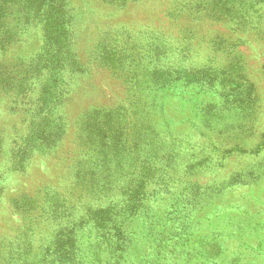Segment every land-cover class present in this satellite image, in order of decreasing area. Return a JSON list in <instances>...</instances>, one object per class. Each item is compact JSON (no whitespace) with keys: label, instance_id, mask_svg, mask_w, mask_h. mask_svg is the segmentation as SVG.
<instances>
[{"label":"rangeland","instance_id":"obj_1","mask_svg":"<svg viewBox=\"0 0 264 264\" xmlns=\"http://www.w3.org/2000/svg\"><path fill=\"white\" fill-rule=\"evenodd\" d=\"M196 1L66 0L69 29L85 63L81 71L64 72L58 100L54 96L44 101L41 81L35 82L37 92L20 102L18 95L0 92V241L5 240L10 255L19 259L16 264H58L59 259L49 262L55 255L47 254V249L61 238L68 240L67 246L72 244L71 251L78 250L83 264H264V36L253 30L234 31V15L216 19L200 13ZM246 1L258 0H217L220 6L239 5L235 15H245ZM39 5L40 0H0V28L9 27L8 32L0 29L7 46L0 51V60H29L41 53ZM174 9L176 19L168 15ZM29 13L31 21L26 20ZM186 30L197 35L194 44L202 34L219 36L222 43L234 38V51L217 53L215 59L237 64L213 80L206 73L200 77L198 68L186 81L172 78L173 65L160 57L154 61L147 43L157 31L174 37ZM130 49L146 57L143 67L149 76H133L134 63L113 64L118 53ZM107 50L109 58L104 57ZM211 53L207 48L202 55ZM238 75L252 83L245 84L249 90L241 82L230 87L229 81ZM136 78L141 80L134 87ZM132 98L147 102L139 114L131 108ZM28 101L34 103L33 110L37 104L43 109L19 110ZM52 106L57 108L51 125H68V134L58 142L37 145L41 152H31L30 146L41 141L35 137L20 160L23 148L13 139L32 125L34 117L42 120ZM95 109L118 120L124 128L122 144L139 138L138 130L146 134L142 150L118 153L120 162L111 165L116 180L110 191L97 173L84 189L71 184L73 165L95 167L90 160L74 163L83 155L79 152L75 158L74 148L79 149L75 131L95 115ZM143 177L151 195L138 210L123 207L118 212L129 198V188ZM98 186L105 192L101 196ZM42 188V193L52 189L59 193L49 196L62 198V210L79 195L101 204L106 212L102 234L91 219H82L83 212L73 216L69 208L66 215L59 212L47 222L46 217H24L15 211L14 197L32 196ZM36 212L42 210L36 207L32 213ZM73 225L69 236L66 231Z\"/></svg>","mask_w":264,"mask_h":264},{"label":"trees","instance_id":"obj_2","mask_svg":"<svg viewBox=\"0 0 264 264\" xmlns=\"http://www.w3.org/2000/svg\"><path fill=\"white\" fill-rule=\"evenodd\" d=\"M40 1L41 5H39L37 11H42V13H37V16H42L41 21L44 34L41 53L29 60L24 57H14L11 60L4 58V60H0V92H9V94L18 95L17 101L19 102L21 101V98H27L28 95L36 93L38 85L35 84V82L40 81L41 83L39 85L42 86L40 88V96L44 98V101L53 99L54 96H56L55 98L58 100V91H62V89L58 87V82L64 79V72L75 71V73L78 74L77 71H81L82 66L85 65V63L82 62V57L79 56L77 52L75 34L69 29L71 18H69V15L64 9L69 3L66 2V0H58L57 2L52 0ZM203 1L204 0H197L195 2L196 4H199L201 8L200 13L212 15L216 19H224L234 15L232 19V22L235 23L234 31L253 30L264 36V0H258L255 2L246 1L245 8H243V12H246L245 15L243 13L235 15L234 11L239 5L233 7L232 4H229L228 7H225L224 5L220 6L217 0ZM30 7L35 8V5L32 4ZM30 14L31 13L28 14L27 21L32 20V14ZM169 14L174 19L179 17L175 9L171 10L168 15ZM0 29L4 32H8L9 27L3 25ZM170 36L166 37V35L157 31V33L152 35V39L149 40L147 44L152 47L150 50L154 53V61H157L160 57L173 65V72L176 73H171L172 78L174 77L173 75H176L186 81L188 73L193 74V69L198 68L200 77L206 73L209 80H213L217 79L218 76L223 75L224 71L232 69V67L237 64L236 61L224 64V62L218 61L221 58L215 59L217 53L223 55L225 53L230 54L234 51V38L232 37H230L228 42L225 43L224 41V43H222L218 41L219 36L214 39L213 34L211 36L202 34L200 38L201 40L198 41L197 44H194L193 40L197 35L192 30H186L183 34H181L180 31L179 35L174 37ZM237 38H239V36H237ZM3 39L4 37L1 36L0 51L4 52L7 49V46H5L6 43L2 41ZM245 40V38H242V41ZM207 48L211 49L212 53L203 56L202 53ZM130 50L129 53L124 55L121 52L118 53V56L120 57H117L115 60L113 59V64L117 66L115 62H124L125 64L134 63L135 68L132 71L133 76H137L141 73L143 76H149L148 69L143 67L146 57L141 55L140 52H135L133 49ZM105 56L108 58L111 56L109 50L104 52V57ZM204 68H207V70H201ZM194 76H196V74ZM140 80V78H136V82H132L131 85L137 87V82ZM229 82L230 87L232 88H236V85L239 82L243 83V86L250 83L249 81H241L240 76ZM245 89L249 90L248 86H245ZM132 103L131 108L134 111L136 110V113L138 114L141 111V107L147 105L146 101L134 100L133 98ZM31 104L34 105V103H31L30 101L26 104L22 103L19 110H21V108L27 109V111L33 110ZM39 107V104L35 105V110H33V112L43 109V106ZM54 108L56 109L57 107L52 106L50 112L44 116L42 120L40 119V121H37V119L39 120V117H34L36 121H32L33 123H31L32 125L30 127L27 125L26 130L20 134L19 138L13 139H18V142L20 143L19 146L23 148L20 155H18L21 158L20 160H22L29 151L32 152L33 150H37L41 152V149L37 148L38 146L46 145L50 142H58L68 134V125L61 123L54 126L51 125V120L56 118L54 116L56 113L53 110ZM94 113L95 115L93 117H91L90 114L89 119L83 121L79 130L80 132L75 131L74 141L75 143H78L79 146V149L74 148V152H76L75 158H77L79 152L83 155L79 154V157L74 163L78 164L82 161L90 160V165L95 167L94 169H86L84 165L77 168L73 165L72 168H74L75 171L72 175L74 176V179L73 177L71 178V184H73L72 187L74 189L79 187L84 189L87 186V182H93V175L97 173L99 174V180H102L103 182L106 180L108 182L106 184L103 183L102 185L110 191L113 189V181L116 180L111 165L114 164V167H116L117 163L120 162L118 153L121 150H142L146 134L143 129L138 130L139 138H134L133 142L131 140V144H122L121 137L124 133V128H120L121 124H117L118 120H116L111 113L104 114L101 109H95ZM35 137L41 141L36 142V146L32 144L30 150L25 152L29 143L33 142L32 140ZM23 142L26 144L22 146L21 143ZM2 147L3 142L0 141V148ZM135 182L136 184L131 186L127 192L129 198L125 206L122 205L118 207V212L121 211L123 207L126 210L130 209V211L134 208H137L138 210L142 201L146 197L148 198V195H151L146 188L148 182L147 178L143 177L142 179H138V181L135 180ZM99 187L100 186L97 188V195L101 196L105 192ZM44 189L45 188L40 189L32 196H26L25 194L18 197L16 196L12 199L11 205L15 211L24 217L30 215L35 219H43V217H46L44 220L45 222L59 217V212L60 216L66 215L67 208L71 209L70 214L73 216L77 215L78 217V213L83 212V214H81L82 219H91L93 227L98 229V235L100 236L102 234V222L106 218V212L101 211L103 209L99 208L102 206L101 204H94V202L89 203L85 196L79 195L75 201H72V206L66 207L65 210H62V206L64 205L59 202L62 198L49 196L51 194L59 195V193L54 189L42 193V190ZM41 198H45L43 203H39L42 202ZM79 202H83V204L80 205ZM45 204H48V206H45ZM36 207H39L42 212L32 213ZM53 208L55 210H53ZM75 209L77 214H75ZM74 227L75 226L73 225L67 229V235L70 236L74 232ZM62 233L63 232L60 233V236ZM67 243L68 240L61 238L54 242L52 248V245L48 247L47 254L55 255V257L49 262L59 259L58 264H83L79 257L78 250L75 249L74 251H71L70 247L72 244L67 246ZM42 259L43 258L40 259L41 262ZM17 261H19V259L14 255H10V250L6 249L5 240H1L0 264H16Z\"/></svg>","mask_w":264,"mask_h":264}]
</instances>
